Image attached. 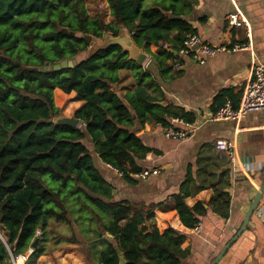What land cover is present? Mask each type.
I'll return each mask as SVG.
<instances>
[{"label": "trees", "instance_id": "trees-1", "mask_svg": "<svg viewBox=\"0 0 264 264\" xmlns=\"http://www.w3.org/2000/svg\"><path fill=\"white\" fill-rule=\"evenodd\" d=\"M107 1L109 22L104 14L92 15L87 0H0V232L5 237L0 238V264H6L8 248L25 253L36 240L27 264H38L49 241L78 244L90 264H120L119 250L126 264H182L190 254L183 247L187 234L172 226L160 231L155 210L175 209L188 228L208 212L203 202L187 204L186 198L204 187L191 190L190 179L170 201L115 199V188L96 159L133 182L146 169L142 161L152 150L134 132L136 124L166 126L173 118L192 123L196 116L182 106L164 104L159 83L121 46L89 50L87 40L106 33L116 37L124 27L167 77V61H180L176 51L189 34H196L183 17L196 1ZM151 45L158 46L157 53ZM74 58V67L38 70ZM122 70L136 82L124 94L117 90ZM72 92L83 102L74 114L81 125L54 124L50 120L60 115ZM212 186L209 204L228 218V183L220 179ZM57 231L61 235L56 237Z\"/></svg>", "mask_w": 264, "mask_h": 264}, {"label": "crops", "instance_id": "crops-1", "mask_svg": "<svg viewBox=\"0 0 264 264\" xmlns=\"http://www.w3.org/2000/svg\"><path fill=\"white\" fill-rule=\"evenodd\" d=\"M88 1L92 4L95 2L87 0V6ZM101 1L106 9L101 14L105 17L109 14L111 21L108 1ZM195 1L191 14L183 17L196 34L210 43L230 45L240 42L249 44V48L217 54L204 64L180 56L182 65L178 68L174 67V59H170L167 65L171 70L167 77L162 76L159 65L152 61L151 53L146 51L149 59L143 67L159 83L165 96L163 103L182 106L195 114L196 120L189 125L180 121L175 123L192 132L188 138L180 140L166 137L160 124L148 122L142 126L137 123L134 132L152 149L143 159L142 165L149 170L157 168L159 173L146 178L135 177L133 182L123 179L116 169L100 158L96 159L99 169L113 184L117 200L159 203L170 201L187 179H190L191 190L204 185L202 190L186 198L190 206L203 202L208 208L200 221V231L186 227L175 209L155 210L154 223L160 231L172 226L187 234L183 247H188L190 254L182 264L210 263L236 234L252 199L260 189L264 169V109L252 111L239 120L207 119L224 100L231 99L239 106L245 88L252 79L254 63H264V0ZM237 9L247 19L248 27L229 26L228 16ZM124 30L129 34L126 28ZM150 51L157 53L158 46L151 45ZM80 55L85 56V53ZM121 75L123 80L117 85V90L124 94L134 88L136 82L128 70H122ZM150 91L156 96L161 93L155 89ZM224 92L229 95L221 96L218 101V96ZM74 103L77 107L83 102ZM221 140L233 144L236 161L232 162L228 153L217 146V141ZM220 179L228 183L226 190L231 200L228 218L215 213L209 204L215 193L212 185ZM53 243H47L46 254L39 257L38 264H90L78 244L62 242L59 248H63V251H53L50 249ZM218 264H264V197L246 230Z\"/></svg>", "mask_w": 264, "mask_h": 264}, {"label": "built area", "instance_id": "built-area-1", "mask_svg": "<svg viewBox=\"0 0 264 264\" xmlns=\"http://www.w3.org/2000/svg\"><path fill=\"white\" fill-rule=\"evenodd\" d=\"M228 23L231 27H248V21L239 9L229 14ZM165 47H167V45H165ZM247 48H249V44L247 43L236 42L230 45L227 43H210L203 40L198 34H189L183 41L180 50L176 51V53L181 57L185 56L194 62L204 64L208 58L214 57L217 54L229 53ZM181 65V60L174 63V67L176 68L181 67ZM262 109H264V63L256 62L253 65L252 79L245 88L240 105L235 107L234 103L228 99L216 112L209 114L207 119L209 121L239 120L252 111ZM178 121L189 125V123L183 120L176 118L171 119L169 125L163 126V132L166 137L180 140L189 137L192 130L177 126L175 123ZM216 144L220 149L228 153L232 162L236 161L232 143L221 140L217 141ZM158 173L159 169L152 168L150 170L145 169L136 174V176L139 178H146ZM201 228V222L197 223L194 227L196 231H200ZM0 238L5 241V237L1 232ZM8 251L9 256L6 260V264H27L34 248H30L27 252L20 254H15L10 248H8Z\"/></svg>", "mask_w": 264, "mask_h": 264}, {"label": "water", "instance_id": "water-1", "mask_svg": "<svg viewBox=\"0 0 264 264\" xmlns=\"http://www.w3.org/2000/svg\"><path fill=\"white\" fill-rule=\"evenodd\" d=\"M103 39L105 43L101 46H98L97 48L108 47L109 45H119L121 46L122 50L129 55V59H131L132 61H134L140 66H144V64L149 59V54L146 52L145 48L138 46L134 42L131 34L126 33L123 27L120 28V34L118 36L113 37V36H110L108 33H106ZM87 40L89 43H91L93 38L91 36H87ZM77 63H78L77 58H74L71 60L63 59L59 63L52 64V65H46L41 68H38V70L39 71L60 70V69L67 68V67H74ZM50 121L53 122L54 124L70 125L72 127H78L81 125V122H82L81 119L76 117L75 115H72V116L65 115L62 110L60 112V115L52 118ZM263 197H264V169L262 172V183L260 185V189L254 196V198L252 199L240 229L224 245V247L216 255V257L212 261H210V263L208 264H218V262L223 258V256L229 250L231 245L235 241H237V239L241 236V234L246 230L253 213L258 208ZM37 242H38L37 240L34 242L32 246L33 248L36 247ZM119 257H120V264H126L125 257L123 256V253L120 250H119ZM92 264H100V263L96 261H92Z\"/></svg>", "mask_w": 264, "mask_h": 264}, {"label": "rangeland", "instance_id": "rangeland-1", "mask_svg": "<svg viewBox=\"0 0 264 264\" xmlns=\"http://www.w3.org/2000/svg\"><path fill=\"white\" fill-rule=\"evenodd\" d=\"M88 6H89V9H90V12L94 15V14H97V13H102V12H105L106 9H105V6L103 5L102 1L101 0H95V2L92 4L90 1H88ZM106 21H109L111 19V17L109 16V14L106 15L105 17ZM105 43L104 39L103 38H95L92 40L91 42V46L89 48V50H93L95 48H97L98 46H101ZM126 73V72H125ZM75 96L76 94L75 93H71L68 95L67 97V100H66V103L62 109L63 113L65 115H68V116H72L75 114V110L79 107V105L76 107V105L71 109V110H67L66 107L68 106L69 103H74L76 100H75ZM82 102V101H81ZM42 234V231L39 230V235ZM58 235H61V232L60 231H57L55 236L57 237ZM54 242V241H52ZM54 244V243H53ZM57 244H54L51 246V250H62L63 251V248H59V246H56ZM58 248V249H57ZM52 251V252H53Z\"/></svg>", "mask_w": 264, "mask_h": 264}]
</instances>
